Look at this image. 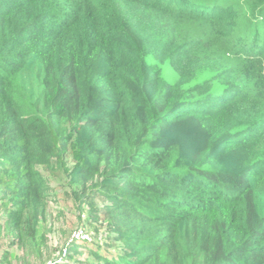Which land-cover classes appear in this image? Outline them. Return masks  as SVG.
<instances>
[{
    "label": "trees",
    "instance_id": "16d2710c",
    "mask_svg": "<svg viewBox=\"0 0 264 264\" xmlns=\"http://www.w3.org/2000/svg\"><path fill=\"white\" fill-rule=\"evenodd\" d=\"M52 184L50 264H264V0H0V232L50 253Z\"/></svg>",
    "mask_w": 264,
    "mask_h": 264
},
{
    "label": "rangeland",
    "instance_id": "374dc122",
    "mask_svg": "<svg viewBox=\"0 0 264 264\" xmlns=\"http://www.w3.org/2000/svg\"><path fill=\"white\" fill-rule=\"evenodd\" d=\"M52 186L55 191H51L49 194V209L45 219L41 222L50 249L52 246L54 249L50 253L36 250L30 247L26 240L21 241L13 231L10 230L9 232L4 227L0 232V264H50L51 261L65 263L67 255L71 254L73 250L71 249L70 252L65 253L66 257L62 258L68 244H75L78 253L84 252L86 248L93 246V243L85 241L91 239L88 233H85V236L81 239L84 227L78 221V202H75L74 206L72 200L64 196L60 185L55 186V184H52ZM101 204L102 201L99 199L98 206H101ZM72 234L79 241H71ZM16 238L19 241H16ZM106 246H108V240L106 242L98 240L95 243V247L98 249ZM78 253H75V256H78ZM79 258L84 259L85 255H80Z\"/></svg>",
    "mask_w": 264,
    "mask_h": 264
},
{
    "label": "clouds",
    "instance_id": "9594fccd",
    "mask_svg": "<svg viewBox=\"0 0 264 264\" xmlns=\"http://www.w3.org/2000/svg\"><path fill=\"white\" fill-rule=\"evenodd\" d=\"M257 46H259V45H257ZM176 115H180V113H176ZM257 235L258 236H262V235H264V232L262 233V230H260V231L257 232ZM72 236L76 239V236L74 234H72ZM84 236H85V233L83 232L82 235H81V239H83ZM88 240H90V238Z\"/></svg>",
    "mask_w": 264,
    "mask_h": 264
}]
</instances>
